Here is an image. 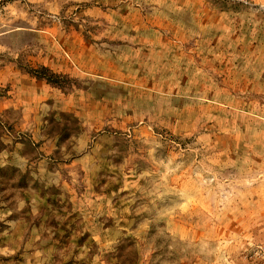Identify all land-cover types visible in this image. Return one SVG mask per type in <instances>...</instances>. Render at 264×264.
<instances>
[{
    "label": "rangeland",
    "instance_id": "1",
    "mask_svg": "<svg viewBox=\"0 0 264 264\" xmlns=\"http://www.w3.org/2000/svg\"><path fill=\"white\" fill-rule=\"evenodd\" d=\"M0 264H264V0H0Z\"/></svg>",
    "mask_w": 264,
    "mask_h": 264
}]
</instances>
